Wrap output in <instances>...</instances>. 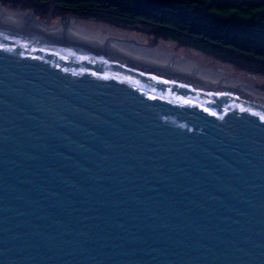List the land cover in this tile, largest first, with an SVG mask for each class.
I'll return each mask as SVG.
<instances>
[{
    "label": "water",
    "instance_id": "95a60500",
    "mask_svg": "<svg viewBox=\"0 0 264 264\" xmlns=\"http://www.w3.org/2000/svg\"><path fill=\"white\" fill-rule=\"evenodd\" d=\"M0 264H264V98L0 24Z\"/></svg>",
    "mask_w": 264,
    "mask_h": 264
},
{
    "label": "trees",
    "instance_id": "16d2710c",
    "mask_svg": "<svg viewBox=\"0 0 264 264\" xmlns=\"http://www.w3.org/2000/svg\"><path fill=\"white\" fill-rule=\"evenodd\" d=\"M0 4L32 9L37 15L39 7L52 4L54 14L149 31L158 39L264 76V0H0Z\"/></svg>",
    "mask_w": 264,
    "mask_h": 264
},
{
    "label": "bare ground",
    "instance_id": "6f19581e",
    "mask_svg": "<svg viewBox=\"0 0 264 264\" xmlns=\"http://www.w3.org/2000/svg\"><path fill=\"white\" fill-rule=\"evenodd\" d=\"M73 16L69 14L51 22L49 18L40 19L32 12L0 4V24L34 28L47 33L57 41L61 40L91 53H101L117 61L137 63L152 70L264 98V92L252 83L255 80L252 75H231L228 66L214 60L210 62L209 58L205 60L203 56L190 50L185 49L186 54H178L173 51L174 45L167 42L168 40L160 41L155 46H148L144 42V36L131 30L115 28L101 21L70 19Z\"/></svg>",
    "mask_w": 264,
    "mask_h": 264
},
{
    "label": "rangeland",
    "instance_id": "374dc122",
    "mask_svg": "<svg viewBox=\"0 0 264 264\" xmlns=\"http://www.w3.org/2000/svg\"><path fill=\"white\" fill-rule=\"evenodd\" d=\"M8 8H11V7H8ZM14 9H17V8H14ZM38 9L41 11V13L43 12L42 13L43 15H41V13L38 14V15L35 14L32 9H28V10L26 9V10H23V11H31L35 16L39 17L40 19H48L49 18L51 22H54L57 19H60L61 17H66L67 15H69V14H58V15L57 14H54V7H53L52 4L48 5V7H46V6L39 7ZM20 10H22V9H20ZM53 18H55V19H53ZM70 19H79V20H82L81 18H77L75 16L71 17ZM126 30L129 31L130 29H126ZM131 31H133L134 33H137L140 36H144V38H145L144 39V42L148 46H155L160 41H165L163 39L156 38V36L153 33L149 32V31H145V30H133V29ZM167 42L173 43V45H174L173 46V51L174 52H177L178 54H186V50L187 51L190 50L192 53H197V54L203 56L205 60L206 59L208 60V58H209V61L210 62H214L215 61V62L222 63V64L228 66L231 75L238 74V75L246 76V74H247V75L254 76L255 80H253L254 82H252V83H254L259 89H261L264 92V76H261L259 74H250V73L245 72L243 70H240V69H238V68H236V67H234V66H232V65H230L228 63L221 62V61H219L218 59H216V58H214L212 56H209L207 54H203V53L197 52V51H195V50H193V49H191V48H189L187 46L179 45L176 42H173V41H167ZM206 64H208V63L206 62ZM210 65L211 64H209V66ZM259 77H261V78H259Z\"/></svg>",
    "mask_w": 264,
    "mask_h": 264
}]
</instances>
